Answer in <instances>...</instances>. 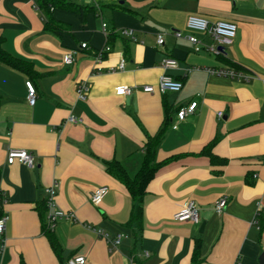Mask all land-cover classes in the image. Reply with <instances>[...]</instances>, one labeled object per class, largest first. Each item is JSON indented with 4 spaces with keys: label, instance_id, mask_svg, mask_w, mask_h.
<instances>
[{
    "label": "crops",
    "instance_id": "crops-1",
    "mask_svg": "<svg viewBox=\"0 0 264 264\" xmlns=\"http://www.w3.org/2000/svg\"><path fill=\"white\" fill-rule=\"evenodd\" d=\"M119 2L123 9L105 3L99 13L84 18L56 10L54 20L62 29L55 32L45 28L36 0H0V46L33 68L27 75L0 61V190L8 197L0 264H67L77 256L87 264H193L197 242L200 264H264V0ZM191 16L212 24L236 23V39L225 53H196L174 32L220 46L188 29ZM125 29L133 31L136 41L122 34ZM158 34L165 35L162 47ZM82 43L90 49L66 66L64 56ZM106 44L112 50L97 63L96 53ZM165 57L177 59L178 68L164 71ZM219 69L237 70L250 80L208 72ZM163 74L182 81V91L161 94ZM28 81L38 92L34 106L27 99ZM82 82L91 88L86 101L77 93ZM147 86L155 92H144ZM121 87L132 93L117 95ZM194 101L196 112L179 122L177 112ZM71 116L83 122L69 123ZM166 122L156 159H175L147 186L141 228L130 227L134 201L106 163L117 161L135 177L149 138ZM213 140L217 162L200 155ZM11 149L32 153L35 169L9 165ZM55 181L57 209L75 216L54 227L59 255L43 233L39 213L45 190ZM102 186L110 192L96 207L90 197ZM221 197L228 205L217 214L214 206ZM188 201L200 209L197 225L174 221ZM259 205L262 218L256 220ZM97 231L125 238L113 249Z\"/></svg>",
    "mask_w": 264,
    "mask_h": 264
},
{
    "label": "built area",
    "instance_id": "built-area-1",
    "mask_svg": "<svg viewBox=\"0 0 264 264\" xmlns=\"http://www.w3.org/2000/svg\"><path fill=\"white\" fill-rule=\"evenodd\" d=\"M85 5L92 6L96 9L97 13L101 11V7L105 3H118L120 0H79ZM187 27L191 32H199L205 35H208L213 39L215 43H217L220 47L226 48L233 44L234 40L237 36L238 27L236 23L234 22H228V21H220L218 23L212 24L208 20L197 17V16H191L188 19ZM102 33L106 37V39H109L110 31L108 30V25L106 23H102ZM122 34L126 37H131L134 41H136V38L133 37V31L125 29L122 31ZM174 35L176 38L179 39H186L188 40L196 53H200L202 51H207L213 55H219L222 53V51H219V48H215L212 46L205 45L201 40H199L197 37L193 35H185L180 31L174 32ZM157 45L162 47L165 45V35L164 34H158L157 35ZM90 46L88 43H82V45L77 49H71L67 52V54L63 58V63L66 66H71L74 61L75 57L81 52L85 50H89ZM111 47L109 44H106L105 47L98 50L96 53V62L101 63V61L105 58L107 54L111 52ZM126 63L125 59L121 60L120 63V69L123 70L124 65ZM164 71L177 69L179 66V62L177 59L173 57H165V59L162 61L161 64ZM100 70V69H99ZM209 73L216 74L223 77L228 78H244L245 80H250V77L245 75L244 73H241L237 70L229 69V70H208ZM184 85L182 81L177 80L176 78L168 75L163 74L160 79L159 84V91L161 94L165 95L167 93H180L183 89ZM26 88L28 91V103L31 106H34L38 99V92L36 87L31 81L26 82ZM90 85L86 82H82L78 84L77 87V93L78 97L81 100L86 101L88 98V94L90 92ZM144 92L146 93H154L155 89L152 86L144 87ZM117 95H130L132 93L131 88L121 87L116 90ZM198 108V102L194 101L187 107H182L177 112V118L179 122L185 121L190 115L194 114ZM218 117L221 119L223 117V113H218ZM68 122L72 124H81L83 122L82 119L76 118L74 116H71L68 118ZM174 129H177V125L174 126ZM16 162L22 163L29 167L30 169H35V159L32 153L21 150V149H11L8 153L7 157V163L9 165H12ZM58 182H54L50 187L46 188V205H47V214H46V220L49 228L51 230H54V227L56 226L58 220L61 219H67V220H73L75 219L73 212H64L61 210H58L56 207V196H57V189H58ZM110 189L107 186L98 187L94 190V192L91 194L90 202L94 206H99L106 196L109 194ZM2 204L5 205L7 203V195L6 193L2 192ZM228 205V199L226 197H221L218 201H216L214 209L217 214H222L225 210V208ZM262 216L261 213V207L259 205L257 214H256V220H259V218ZM174 221L178 223H193L195 225L200 223V209L196 205L194 201H188L183 208L174 215ZM6 222L7 217L4 215L0 219V233L3 234L6 228ZM98 235L101 237H104L110 242V245L113 249H118L120 245L123 242V239L125 238V235L118 234L117 236L110 238L106 233L103 231H97ZM67 264H87V259L82 256L77 257H71ZM240 264V263H239Z\"/></svg>",
    "mask_w": 264,
    "mask_h": 264
},
{
    "label": "trees",
    "instance_id": "trees-1",
    "mask_svg": "<svg viewBox=\"0 0 264 264\" xmlns=\"http://www.w3.org/2000/svg\"><path fill=\"white\" fill-rule=\"evenodd\" d=\"M36 2L39 10L44 13V16L46 18L45 28L47 30H51L55 32L62 29V27L59 26L57 22L54 20L53 15H54V11L56 10H64L72 13H77L80 14L83 18L88 13H93V14L96 13V9L92 6L73 3L69 0H36ZM111 7L113 9H123V5H121L120 2L116 4H112ZM110 37L111 35L109 36V39ZM0 61L27 75H30V73L33 70L31 63L10 56L1 48V46H0ZM168 127H169L168 122H166L164 125H162L157 135L149 138L148 143L146 144L145 159L142 168L135 177H131L128 174V172L122 167V165L117 161L106 163L108 172L114 175L115 177H117L119 181L128 189L134 201V208L129 222L130 227L137 226L138 228H141V222L143 217V204H144V198L147 194L146 192L147 186L149 182L154 178L157 171L163 165L175 159V158L168 159L163 163H158L156 159L158 148L160 147V145L162 144V142L166 137V132ZM216 142L217 140H213L209 145H207L202 150L200 155L203 156L206 155L211 159L212 162H217L218 158L212 152ZM1 195H2V191L0 190V219L4 216V210H3L4 205L2 204ZM47 211L48 209L46 202L43 201L42 205L39 206V213L42 220L43 233L50 241V244L54 249V251L59 255L60 246L56 240L54 231L51 230L47 224V220H46ZM261 218L262 216L259 219ZM259 222L262 223L261 220ZM260 229H262V224L260 226ZM199 251H200V243L197 242L193 256V264L201 263V260L199 259Z\"/></svg>",
    "mask_w": 264,
    "mask_h": 264
},
{
    "label": "water",
    "instance_id": "water-1",
    "mask_svg": "<svg viewBox=\"0 0 264 264\" xmlns=\"http://www.w3.org/2000/svg\"><path fill=\"white\" fill-rule=\"evenodd\" d=\"M219 51L224 52V51H225V48H223V47H219ZM262 259H264V254H263L262 257H261V261H262ZM262 262H263V261H262Z\"/></svg>",
    "mask_w": 264,
    "mask_h": 264
},
{
    "label": "rangeland",
    "instance_id": "rangeland-1",
    "mask_svg": "<svg viewBox=\"0 0 264 264\" xmlns=\"http://www.w3.org/2000/svg\"><path fill=\"white\" fill-rule=\"evenodd\" d=\"M72 1H76L77 2L78 0H72Z\"/></svg>",
    "mask_w": 264,
    "mask_h": 264
}]
</instances>
